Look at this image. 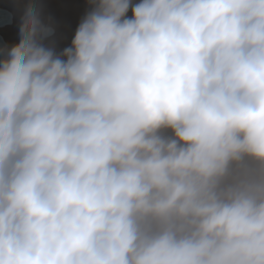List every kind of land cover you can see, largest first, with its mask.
<instances>
[{"label":"clouds","instance_id":"clouds-1","mask_svg":"<svg viewBox=\"0 0 264 264\" xmlns=\"http://www.w3.org/2000/svg\"><path fill=\"white\" fill-rule=\"evenodd\" d=\"M88 3L0 60V264H264V0Z\"/></svg>","mask_w":264,"mask_h":264},{"label":"rangeland","instance_id":"rangeland-1","mask_svg":"<svg viewBox=\"0 0 264 264\" xmlns=\"http://www.w3.org/2000/svg\"><path fill=\"white\" fill-rule=\"evenodd\" d=\"M0 2L5 4H10L14 7L16 16L14 15V10L12 8H9L8 10L13 14V21L12 25L9 28L0 30V35L5 40L8 50H10L12 47L18 45L21 40L20 36V28L22 25V18L25 15V12L27 8L29 7V4L32 2V0H18L15 2H12L11 0H0ZM139 0H133V3H138ZM23 4H27V8L23 7ZM44 4V10L45 15H58L62 17H67L68 19L66 21L70 22L71 27H73V30H69L65 33V35L61 39L60 49L57 52V55L61 54L66 48H69V40L72 35L76 33L77 28L79 27L80 23L83 20V17L86 16L88 12H90L87 9L88 6V0H86L84 6L78 11V12H71V13H64V11H69V6H71L70 2H64L63 0H43ZM62 7V8H61ZM2 8V7H0ZM8 7H6L7 9ZM61 8V9H60ZM48 10H51V12H47ZM70 17V19H69ZM65 21V22H66ZM53 28L58 30V27L54 24H52ZM56 36V35H55ZM53 36L52 38H55Z\"/></svg>","mask_w":264,"mask_h":264},{"label":"bare ground","instance_id":"bare-ground-1","mask_svg":"<svg viewBox=\"0 0 264 264\" xmlns=\"http://www.w3.org/2000/svg\"><path fill=\"white\" fill-rule=\"evenodd\" d=\"M11 1L12 2H15V1L18 2V0H11ZM63 1L65 3L66 2H70L71 3V6H69V8H70L69 11H64V13H66V14L71 13V12H78L84 6V4L86 2V0H63ZM0 7H2V8L8 7L7 9L11 8V10L13 8L14 13H15L14 15L16 16L15 9H14V7L12 5H10V4L8 5V4L0 2ZM23 7L27 8L28 6H27V4H23ZM47 12H51V10H48ZM129 15H130V13H129ZM15 16H13V14H12V19ZM45 17H46V19H48L50 21L51 24H54V25H56L58 27V30L54 29V35H53V36L56 35L55 38H53V39L56 41V45L57 46H56V50L55 51H56V54H57V52L60 49V44H61L62 37L65 35V33L67 31L73 30V27L69 26L70 22L66 21L68 19L67 17H62V16H58V15H50V14H46ZM84 17H83V19H84ZM69 19H70V17H69ZM9 27L10 26H8L6 28H9ZM6 28H3V29H6Z\"/></svg>","mask_w":264,"mask_h":264},{"label":"water","instance_id":"water-1","mask_svg":"<svg viewBox=\"0 0 264 264\" xmlns=\"http://www.w3.org/2000/svg\"><path fill=\"white\" fill-rule=\"evenodd\" d=\"M87 9L91 11V8L87 6ZM12 25V14L6 8H0V30ZM74 35L70 37L69 47H71L72 41L74 39ZM8 50L7 44L4 41L3 37L0 35V60H3L6 57V52Z\"/></svg>","mask_w":264,"mask_h":264}]
</instances>
